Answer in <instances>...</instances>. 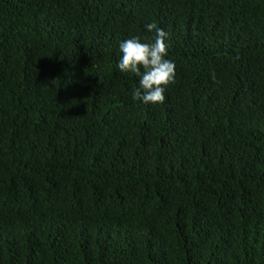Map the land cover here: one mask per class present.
<instances>
[{
    "label": "trees",
    "instance_id": "obj_1",
    "mask_svg": "<svg viewBox=\"0 0 264 264\" xmlns=\"http://www.w3.org/2000/svg\"><path fill=\"white\" fill-rule=\"evenodd\" d=\"M0 264H264V0H0Z\"/></svg>",
    "mask_w": 264,
    "mask_h": 264
},
{
    "label": "clouds",
    "instance_id": "obj_2",
    "mask_svg": "<svg viewBox=\"0 0 264 264\" xmlns=\"http://www.w3.org/2000/svg\"><path fill=\"white\" fill-rule=\"evenodd\" d=\"M145 27L148 31L155 29L152 42H142L137 36L121 41L122 56L117 67L121 72L134 74L139 80L138 87L132 91L133 100L144 104L163 103L166 87L175 81V64L165 58L168 33L158 28L155 22ZM212 78H215L214 73Z\"/></svg>",
    "mask_w": 264,
    "mask_h": 264
}]
</instances>
